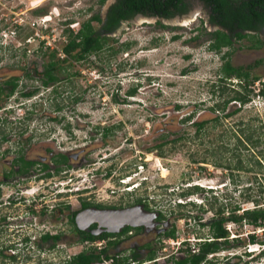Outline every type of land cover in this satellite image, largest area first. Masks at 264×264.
I'll return each instance as SVG.
<instances>
[{"label":"rangeland","instance_id":"374dc122","mask_svg":"<svg viewBox=\"0 0 264 264\" xmlns=\"http://www.w3.org/2000/svg\"><path fill=\"white\" fill-rule=\"evenodd\" d=\"M105 1L0 0V81L16 82L0 99V139L4 134L7 140L0 141V264H61L78 250L103 246L98 239L78 241L66 221L81 199L125 207L140 198L153 220L158 212L163 215L153 229L141 227L107 246L108 252L146 250L142 245L149 243L155 261L138 264H168L167 255L195 251L196 241L210 237L199 222L212 218L218 206L237 205L240 213L252 207L248 198L264 200V99L256 95L264 84V44L250 48L240 39L209 50L207 33L214 27L203 10L122 21L108 33V47L82 60L58 62V80L40 84L50 52L64 56L67 29L75 32L94 13L103 18ZM192 13L194 19L183 22ZM261 35L264 39V31ZM110 48L115 53L110 55ZM224 52V60L251 65L259 79L251 85L249 102L239 107L230 101L222 111H211L237 87L235 79L211 86ZM28 91L31 95H22ZM194 122H203L198 131ZM249 133L250 140L259 139L256 147L245 145ZM161 142L159 154L154 145ZM17 147L40 162L67 152L71 167L39 178L35 165L27 179H4ZM224 226L228 243L201 264H264V227L231 221ZM168 228L174 229L173 238L160 234ZM42 232H60L57 245L47 248L39 240Z\"/></svg>","mask_w":264,"mask_h":264},{"label":"trees","instance_id":"16d2710c","mask_svg":"<svg viewBox=\"0 0 264 264\" xmlns=\"http://www.w3.org/2000/svg\"><path fill=\"white\" fill-rule=\"evenodd\" d=\"M105 0H96V3L101 5ZM207 5L213 4L214 8H212L213 13H210L208 16V23L212 26H217L218 28H214L212 31L208 32V42L207 48L209 50L219 51L222 47H228L231 45L232 40L231 36H234L235 39H241L245 37L246 39L251 41L250 45H246L247 47L257 48L264 44V41H261L254 35H250L246 32H243L246 29L253 28L252 25H248L243 23L244 15L233 12L231 10L223 9L221 6L225 3L224 0H203ZM175 2L174 0H114L107 8L104 17L101 18L98 13L92 14L86 20L80 22L79 27L75 32H72L70 29H67V41L61 47V53L64 55L61 58H55V52L51 51L48 55L47 62L43 65V76L40 80V84L42 86H46L50 83L55 82L57 79V75L54 73L58 62L61 61H71V60H82L83 58L88 57L91 54H97L103 48L108 47V33L115 30L122 21L131 19L135 14L139 13L143 16H157L160 18H171L174 15L169 13L167 10L163 9V12L157 13L153 15L154 11H161L162 4L166 7L169 3ZM167 4V5H166ZM246 16V15H245ZM264 20V16H262V21ZM91 21H95L98 23V28H94L91 24ZM157 23L160 26H163L159 21ZM228 31V32H227ZM233 32V34L231 33ZM111 49V48H110ZM111 54L115 53L116 50L111 49ZM227 56V53L224 52L221 55L223 61L219 66L216 78L212 82L211 86H217L218 82L231 81V79H235L236 88L231 87L229 90L232 91V94L225 95L220 100H217L212 104L209 109L211 111H222L225 106L230 101H236L240 106L249 102L251 99V95L253 94V88L251 85L254 81H257L259 78L256 74H251L250 69L251 65L247 66H234L229 63L227 59L224 58ZM7 85L5 96L10 95L15 87L16 82L14 78L5 81ZM222 88V87H220ZM220 90V89H219ZM33 91V90H32ZM32 91H28L23 93L22 95L28 96L31 95ZM134 89L127 91V95H132ZM256 95L264 99V84L256 90ZM238 108H234L232 112H236ZM228 115L224 114V116ZM189 119V116H186L184 120ZM214 119H217L215 117ZM196 126V130L198 131L203 122H194ZM105 131L108 128H103ZM251 133L244 135L243 141H245V145L250 144L252 147H256L259 139L250 140ZM247 142V143H246ZM261 143L264 145V137L261 139ZM164 142L158 143L154 145V147L159 149V154H161V147ZM66 157L63 154H57L55 161L64 163ZM31 163V161L25 160L22 156L20 157V167L18 172H23ZM62 167V166H61ZM61 167H56L54 174H57L58 171L61 170ZM42 169L46 168L45 164H42ZM51 176L50 172H45L39 177H48ZM215 199V197H213ZM246 201H251L252 207L244 208L240 213H237L238 206H233L229 210H224L223 207H217L214 210L212 218L207 220L206 222H199L201 225H206L210 237H203L202 240L196 241V250L192 253L188 252L184 258L174 261L172 264H201L206 261V256L208 254L215 253L217 250L222 249L226 243H228V231L224 226L225 221H231L232 223H247L254 227H264V200L260 203L258 200L254 198H248ZM185 203L177 202V206H183ZM146 208V206H145ZM73 214L69 217L70 223H73ZM185 214H183L184 216ZM162 214L158 212L157 219L162 218ZM191 217V216H189ZM76 232L79 234V241L81 240H89L93 241L95 239H100L103 237L102 235L93 236L88 233L85 236L80 235L83 234L81 230L74 228ZM127 229V228H126ZM125 229V230H126ZM264 231V229H263ZM164 236L173 238L174 229L171 228L163 233ZM58 234H49L43 233L40 236V240L45 242L49 239L52 240L49 246H53L58 240ZM236 240V236L231 237ZM249 238L252 241L253 234H249ZM183 242V241H182ZM104 253V249L95 250V248L91 247L88 250H83L79 253H76L70 256L68 259H65L61 264H90L94 261H99L101 259L100 254ZM103 258H109L108 255H104ZM151 258V254L147 256V259ZM115 263H119V261L115 260Z\"/></svg>","mask_w":264,"mask_h":264},{"label":"flooded vegetation","instance_id":"af4514ba","mask_svg":"<svg viewBox=\"0 0 264 264\" xmlns=\"http://www.w3.org/2000/svg\"><path fill=\"white\" fill-rule=\"evenodd\" d=\"M107 1V0H106ZM105 1V2H106ZM114 0H108L107 3H109L107 6L104 7V14L106 13V10L108 8V6L113 2ZM175 2H171L167 5V7L162 4V10L157 11L153 13V15H156L157 13L159 14L160 12H163V9L167 10L169 13H172L173 15H184L187 14L191 11H193L195 8L201 9L206 13V21L208 20L207 18L209 17L208 15L210 13H213V9L214 6L213 4H206L203 0H174ZM225 3H223V5L221 6V8L223 9H227V10H231L233 12L236 13H240L245 14L244 15V19L242 20L243 23L248 24V25H252L253 28L250 29H246L243 32H246L250 35H254L257 38H259L261 41H264V39H262V32L264 31V20L262 21V16H264V0H224ZM99 5V4H98ZM208 22V21H207ZM209 24V23H208ZM214 28H218L217 26H213ZM228 32V31H227ZM233 34V32H231ZM232 42L237 40L234 38V36L230 37ZM241 39H245L246 40V45H250L251 41L246 39L245 37L241 38ZM240 40V39H238ZM261 47V46H259ZM257 47V48H259ZM253 48V47H250ZM5 79H3L2 81H0V99L1 97L5 98ZM7 141L6 140V136L4 134L1 135V139L0 141ZM5 151H8L5 150ZM16 154L11 158L10 162L8 163V169L5 170L2 175L3 178H22V180L27 179L30 175H32V170L35 167V165L38 167V170L40 172H42V174H44L45 172H50L51 176L55 175V168L56 167H61V170L58 171V173L65 171L67 169H69L71 167V162H70V155L67 152H54L53 154H51L46 161L40 162V161H35V160H31V159H27L24 154L21 152L20 147H17L15 150ZM57 154H63L66 159L64 161V163H60L55 161ZM23 157L25 160L31 161L33 163H31L23 172L19 173V167H20V157ZM74 156V155H72ZM42 164L46 165V168L42 169ZM57 173V174H58ZM40 174V175H42ZM48 176V177H51ZM48 177H39V178H48ZM125 181V180H124ZM143 199L137 198L135 200L134 203H132L131 205L128 204V206H133V205H138L140 204L141 206L145 207L147 204L146 203H142L144 201H142ZM1 204V202H0ZM127 205L125 207H128ZM33 206H31V209H34ZM68 207V206H65ZM79 208L76 210H70L67 214H66V221L68 224H70L71 230L74 232V234L77 236V240L79 241V234L76 232V230L74 228H77L78 230H81L82 232H84L83 235L85 236L86 233L93 235V236H97V235H104L103 237H101L98 240H102L104 241V245L100 246L101 242H97L95 243V248L96 250H102L104 249V253L100 254L101 259L99 261H94L91 262L90 264H93L95 262H104V261H109L110 264H138V262H143V261H150V260H154V254H155V250H153V248L149 247V243H143L142 247L146 250H135V247H115L114 248V252H108V248L107 246H116L119 242V238H129L132 236L133 233L137 232L141 227H143L144 231H146L147 229H153L154 225L156 224V221L158 222L160 219L156 218L152 223V225L150 224L149 220H147L145 223V225L140 224V225H136V226H131V225H123L119 228V230L117 231H109L107 230V227L109 228L111 225L108 224L106 227L103 225L98 224L97 222H89L87 223L90 219L86 221H83L81 223V221L79 222V216H78V220L76 222L75 220V216L77 215V213L82 212L83 210H87L89 208H96L99 210L102 209H115V208H120L122 207V205L120 204H101V203H97V202H93L91 200H89L88 198L85 199H81L79 202ZM74 212L73 214V223H70L69 221V217L71 215V212ZM88 211V212H87ZM85 212L87 213H91L94 214L92 210H87ZM97 215V212H95ZM94 215V216H95ZM77 226H79L80 228H78ZM127 228V229H126ZM126 229V230H125ZM171 228H168L167 230H169ZM167 230H160V234L163 235V233ZM159 232V231H158ZM46 232H42L39 235V240H40V236ZM49 233V232H47ZM49 234H58L59 238L56 241V243L53 246H49V244H51L52 240L49 239L47 242V248H53L54 246L57 245L58 241L60 240V232L59 233H49ZM119 237V238H118ZM26 239V238H24ZM96 240V239H95ZM93 240V241H95ZM41 241V240H40ZM84 241H89L87 239L85 240H81V242ZM93 241H90V243H92ZM43 242V241H41ZM83 250H78L74 253H72L71 255H68L67 259L76 254L79 253ZM180 252V250H178ZM188 251V250H187ZM179 252H177L178 254L176 255H167L166 256V260L168 261V264H172L174 261L180 260L182 258H184L186 255H188V252L186 254L181 255ZM190 253L194 252V250H190ZM151 254V258L147 259V256ZM10 257H13L15 254L14 252H11V254H8ZM104 255H108L109 258L105 259L103 258ZM65 260V259H64ZM63 260V261H64ZM117 260L119 261V263H115L114 261ZM62 261V262H63Z\"/></svg>","mask_w":264,"mask_h":264},{"label":"water","instance_id":"95a60500","mask_svg":"<svg viewBox=\"0 0 264 264\" xmlns=\"http://www.w3.org/2000/svg\"><path fill=\"white\" fill-rule=\"evenodd\" d=\"M141 14L137 13L133 17H137ZM176 18H179L178 16H183V15H174ZM157 17V16H156ZM87 210H92L96 211L97 215L90 219L87 223L89 222H97L100 225L107 226L108 223L111 226L107 230L109 231H117L119 228L123 225H131V226H136L143 224L142 221L139 220L140 217H138L140 214H144L148 217L150 224L152 225V217L154 216L153 213L149 212L148 210L144 209L140 204L138 205H133V206H128V207H120V208H115V209H96V208H89ZM87 210H83L80 213H83ZM80 213H77L75 216V220L77 222V217ZM80 228L79 226H77Z\"/></svg>","mask_w":264,"mask_h":264},{"label":"bare ground","instance_id":"6f19581e","mask_svg":"<svg viewBox=\"0 0 264 264\" xmlns=\"http://www.w3.org/2000/svg\"><path fill=\"white\" fill-rule=\"evenodd\" d=\"M194 15H195V13L193 14H190V16L188 17V18H186V17H184V19H183V22H189V21H191V20H193L194 19ZM88 212V211H87ZM87 212H83V213H80L78 216H79V219L81 218V215L82 214H84V213H87ZM96 211H93V213L94 214H89L88 216H87V218H93V217H95L94 215L96 214L95 213ZM138 217H140L139 218V220L140 221H142L143 223L144 222H146L147 220H149L148 219V217L146 216V215H144V214H140ZM77 220H78V217H77ZM105 224H107V223H105ZM108 225V224H107Z\"/></svg>","mask_w":264,"mask_h":264},{"label":"built area","instance_id":"2783aa9c","mask_svg":"<svg viewBox=\"0 0 264 264\" xmlns=\"http://www.w3.org/2000/svg\"><path fill=\"white\" fill-rule=\"evenodd\" d=\"M97 244H98V243H97ZM98 263L101 264V262H98ZM98 263L95 262L94 264H98Z\"/></svg>","mask_w":264,"mask_h":264},{"label":"clouds","instance_id":"9594fccd","mask_svg":"<svg viewBox=\"0 0 264 264\" xmlns=\"http://www.w3.org/2000/svg\"><path fill=\"white\" fill-rule=\"evenodd\" d=\"M262 251H264V250H262Z\"/></svg>","mask_w":264,"mask_h":264}]
</instances>
